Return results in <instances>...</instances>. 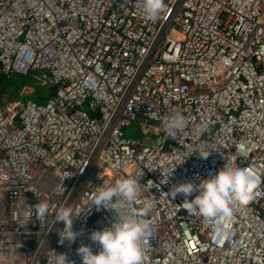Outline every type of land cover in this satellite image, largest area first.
<instances>
[{"label": "built area", "instance_id": "2783aa9c", "mask_svg": "<svg viewBox=\"0 0 264 264\" xmlns=\"http://www.w3.org/2000/svg\"><path fill=\"white\" fill-rule=\"evenodd\" d=\"M164 2L149 20L143 0H0V76L52 91L39 104L25 85L4 101L0 86V264H53L55 252L81 264L77 248L99 251L89 234L115 219L91 209L96 186L128 176L152 204L143 264H264V0ZM176 113L174 138L163 121ZM140 121L142 137L126 138ZM227 162L262 183L217 241L167 193ZM39 200L50 213L22 222L19 206ZM67 205L80 235L61 243Z\"/></svg>", "mask_w": 264, "mask_h": 264}, {"label": "clouds", "instance_id": "9594fccd", "mask_svg": "<svg viewBox=\"0 0 264 264\" xmlns=\"http://www.w3.org/2000/svg\"><path fill=\"white\" fill-rule=\"evenodd\" d=\"M142 7L145 17L155 20L164 11L165 2L143 0ZM184 127L185 118L179 113L163 121L164 130L174 138ZM209 147L201 144L194 152L206 159L212 153L208 150ZM138 178L121 177L114 183H108L104 179L101 186H96L90 198L91 209L95 207L97 210H114L115 219L109 225L89 234L90 240L99 245V251H94L88 244H81L77 248L81 264H143V246L152 233V226L142 217L149 214L152 204L149 201L141 204L138 200L141 187ZM197 180L199 183L186 181L173 185L167 194L172 198L182 195V208L191 215L203 217L214 226L212 237L217 241L223 240L228 236V225L232 222L234 207L247 206L253 200L262 179L248 168L233 167L227 162V166L215 175L207 179L197 176ZM193 193L197 194L189 199ZM132 204L140 206L126 207ZM19 209L22 222L30 221L33 216L43 221L50 213V205L46 200H39L34 207L22 203ZM77 216L79 215L71 205L61 206L55 213V223L63 222L64 225L58 230L61 243H72L80 235L73 229V221ZM53 264L73 262L68 260L65 253L55 252Z\"/></svg>", "mask_w": 264, "mask_h": 264}, {"label": "rangeland", "instance_id": "374dc122", "mask_svg": "<svg viewBox=\"0 0 264 264\" xmlns=\"http://www.w3.org/2000/svg\"><path fill=\"white\" fill-rule=\"evenodd\" d=\"M25 85L35 87L36 91H38V89H41V91H45L48 94L49 89L47 90V88H42V87L37 88L33 84V81L31 78H29L28 81H25L22 77L16 75L10 78H5L0 83V86L5 88V92L3 94L2 99H4V101H12V100L20 98V92L22 90V87H24ZM34 98H35V95L31 96L32 100H34ZM25 99L26 98L24 97L21 98L22 101H25ZM145 124H146V121H140L133 128L126 129L125 137L128 139H138L139 137H142V130Z\"/></svg>", "mask_w": 264, "mask_h": 264}, {"label": "trees", "instance_id": "16d2710c", "mask_svg": "<svg viewBox=\"0 0 264 264\" xmlns=\"http://www.w3.org/2000/svg\"><path fill=\"white\" fill-rule=\"evenodd\" d=\"M5 79V77L3 76H0V83ZM25 81H28L29 78H23ZM33 81V80H32ZM33 84L35 85L34 81H33ZM38 88V87H37ZM41 88V87H40ZM43 88V87H42ZM4 89V92H5V88ZM48 90V89H47ZM52 93L51 90H48V94L45 92V91H41V89H38L36 95H35V98L34 100L39 103V104H43L45 103L46 99L48 98V96Z\"/></svg>", "mask_w": 264, "mask_h": 264}]
</instances>
